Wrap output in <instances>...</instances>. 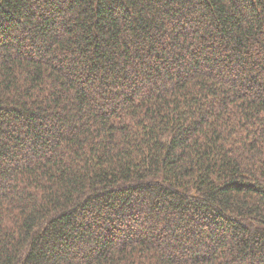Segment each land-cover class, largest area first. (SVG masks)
Masks as SVG:
<instances>
[{"label": "trees", "instance_id": "obj_1", "mask_svg": "<svg viewBox=\"0 0 264 264\" xmlns=\"http://www.w3.org/2000/svg\"><path fill=\"white\" fill-rule=\"evenodd\" d=\"M0 264H264V0H0Z\"/></svg>", "mask_w": 264, "mask_h": 264}]
</instances>
